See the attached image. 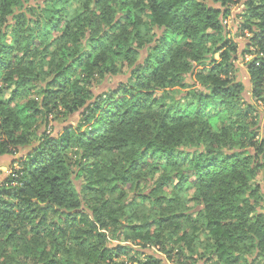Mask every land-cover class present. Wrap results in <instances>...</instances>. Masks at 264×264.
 Masks as SVG:
<instances>
[{
    "label": "trees",
    "instance_id": "16d2710c",
    "mask_svg": "<svg viewBox=\"0 0 264 264\" xmlns=\"http://www.w3.org/2000/svg\"><path fill=\"white\" fill-rule=\"evenodd\" d=\"M258 1L246 2L243 26L252 34L248 46L256 49L247 51L258 55L249 76L253 97L260 99L264 0ZM234 2L0 0V158L30 145L31 120L60 110L80 115L76 126L41 136L16 161L19 170L0 171V264H13L9 250L24 264H162L110 245L109 232L127 229L147 242L155 238L162 248L170 241L193 248L196 234L179 237V225L171 222L180 207L163 196L167 185L138 193L140 203L134 199L136 208L145 202L156 208V231L149 223L122 226L124 208L107 216L102 207L83 208L72 164L87 177L85 191L104 190L102 180L118 169L113 182L121 189L145 181L147 172L175 170L177 186L194 188L203 206L201 227L215 242V264H240L242 244L250 239L264 251V217L253 225L254 208L245 199L252 194L264 203V189L252 187L259 175L264 183V138L251 119L244 85L231 78L238 47L224 21ZM252 18L259 21L256 30ZM151 32L154 45L147 40ZM125 65L128 81L97 95L95 85ZM38 83L44 85L37 105L27 97ZM24 98V105L15 103ZM180 251L170 259L189 264Z\"/></svg>",
    "mask_w": 264,
    "mask_h": 264
},
{
    "label": "rangeland",
    "instance_id": "374dc122",
    "mask_svg": "<svg viewBox=\"0 0 264 264\" xmlns=\"http://www.w3.org/2000/svg\"><path fill=\"white\" fill-rule=\"evenodd\" d=\"M247 1L252 0H235V2L229 7L230 16L224 21V26L226 27L228 33V39L233 40L238 47V53L234 55L233 58L235 68L234 73L231 75V78L234 83L244 85V100L246 101V104L250 105L253 109L251 119L253 123L259 127V137L264 138V94L260 99L253 97V90L249 76V64L255 58V56L258 57V55L249 53L247 51H256L255 48H251L248 46L250 42L249 39L252 34L250 31L245 30L243 26V23L245 21L243 15L244 13H247ZM256 2L258 4L259 1L256 0ZM208 4L215 8L222 9L223 11L225 10V8H222L219 4H213L210 1L208 2ZM249 22L252 25V29L256 30V25L259 23V21L252 18V20L250 19ZM152 36L153 32H151L147 38L149 45H154V41H151ZM10 42H12V40H9V43ZM248 47L250 49H248ZM87 48L88 47H86L85 50ZM216 58H218V55L216 56ZM199 69H201V67ZM121 71V74L116 77H107L106 79L99 81L94 87L95 93L97 95H100L109 90L116 89L120 83L127 82L130 72L129 69L125 65L124 67H121ZM193 78L194 77H191L189 75L187 78L188 82L193 83L195 81L193 80ZM43 85V83H38L37 86L39 88H33L34 91L32 92L31 96L27 97L32 100V102L37 103V105L41 101L40 93L42 91L41 88L43 87ZM177 96L180 95L178 94ZM9 99L10 93L5 95V100ZM15 103L24 105L26 103V98H24L23 100L19 99ZM15 103H12L11 107H14ZM43 116L31 120L32 139L28 147L19 150L13 149L12 155H7L0 158V171L5 173L4 168L9 170H19V165L16 163V161L20 157L27 155L33 147L37 146V141L41 136H43L44 134L49 135L50 133H52V135H56L65 127H68L70 125L76 126L80 120L79 114L67 116L61 110L54 115H50L49 118ZM252 121L249 119V122ZM218 127H221L220 123L218 124ZM251 151L253 153V150ZM75 159L76 158H73V162H75ZM115 162L118 161L115 160ZM158 162L160 164H163L164 160ZM72 166L75 185L81 194L82 192H84L85 200L83 208H85L86 210L96 207H102L104 210L103 215L107 216L112 213H116V215L118 213L119 215H121V210L124 208L123 214L119 217V221L122 226H141L145 223H149L151 225L149 229H151L152 231H156L158 227L157 225L153 224L158 217V211L156 210V208L153 207L149 202L139 204V207L136 208L134 199H136V201L140 203V200L138 199V197H136L138 193H150L151 190L155 188V185L157 183L162 182L167 185L163 196L170 199L171 201H179V212L174 214V218L171 219L172 223H175L180 227V229L177 230L181 232L179 234V237L182 236V233H185L188 236L196 234V238L193 240V248L189 247L185 243L178 246L175 242L172 241L164 242L163 246L165 247L162 248V246H159V244L156 243L155 238L147 242L139 239V237L137 236H134L131 233V230L127 229L124 234L116 233L114 235V233H108L109 242L112 247L118 245L127 247V249H129L136 258L153 257L157 260H160L162 264H176L175 259H170V256H175L181 248L183 249V251H180V253H182V255L185 257L184 259L187 260L189 264H215V262L217 261L216 257H210V251L212 250L215 242L209 239L208 231H205L201 227L202 223L200 221V214L201 212L203 213V206L198 201L196 190L194 188H179V186H177L179 176L175 172V170L159 169L157 172H147L148 174L150 173V177H147L145 181L140 180L139 183H137L138 179H136L134 182L127 183V185L122 187L121 189L120 187H114V185L117 184V179L113 182L114 177L119 174L118 169L116 172L109 173V175L107 176V182L104 179L102 180L104 190H102L101 187L99 188V190L86 189L85 191L84 187L87 183V177L80 178L76 173L77 169L74 167V164H72ZM101 166L102 165H100V167ZM181 166L182 169L185 170L187 169L188 164L186 161H184ZM3 173L1 174L2 179L5 178ZM167 173H170L168 175V179L163 178ZM258 186H261V188L264 189V183L260 175L257 176L256 179L252 182L253 188H256ZM245 197L251 207L254 208L250 217V221L253 225H255L257 223V220H259V217H264V203L262 202V199L260 197L253 196L252 194ZM123 205L124 207H122ZM188 219H190L194 223H188ZM259 221L262 222V220ZM168 231L169 229H166L165 232ZM256 242L257 240L250 239V241L242 244L241 253L239 255V258L242 259L240 264H264V251L256 247ZM7 255H10V259L12 260L13 264H24L23 261L17 262L16 260H14L15 258H17V255L12 253L11 250L7 252ZM200 257H203L205 259L200 260ZM208 257H210L209 260ZM3 259L4 256L0 253V262H2Z\"/></svg>",
    "mask_w": 264,
    "mask_h": 264
},
{
    "label": "built area",
    "instance_id": "2783aa9c",
    "mask_svg": "<svg viewBox=\"0 0 264 264\" xmlns=\"http://www.w3.org/2000/svg\"><path fill=\"white\" fill-rule=\"evenodd\" d=\"M4 172H5V173H8V174H11V170H9V169H5V168H4Z\"/></svg>",
    "mask_w": 264,
    "mask_h": 264
}]
</instances>
